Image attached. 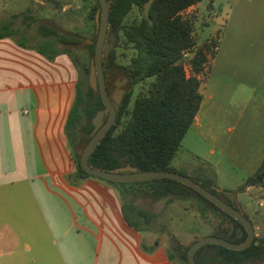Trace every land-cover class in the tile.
<instances>
[{
	"label": "rangeland",
	"instance_id": "obj_1",
	"mask_svg": "<svg viewBox=\"0 0 264 264\" xmlns=\"http://www.w3.org/2000/svg\"><path fill=\"white\" fill-rule=\"evenodd\" d=\"M43 3L42 0H0V23L17 16L14 26L25 34L28 45H36L40 41L37 33L40 24L53 27L61 35L76 38L78 45L57 44L56 48L69 53L84 89L93 66V55L87 46H94L96 40L94 18L98 8L92 20L89 13L97 2L74 0L54 7H44ZM258 4L260 0H201L182 14L193 24L194 50L207 41H217L218 51L210 53L209 61L199 76L202 109L198 125L190 126L171 163L175 173L190 179L213 176L215 191H222L224 199L250 220L254 240L264 237V188L251 186L243 191H238V188L254 175L264 159V19L256 16ZM145 13V10L139 13L134 9L128 20L132 22ZM24 16L32 20H23ZM108 32L109 28L106 36ZM113 35L116 41L109 54L118 42V37ZM130 56L131 52H126L123 57L117 50L114 65L103 59L111 90L118 76L127 80L117 79L120 83L118 90L124 91L123 96L129 90V81L122 68L128 64ZM192 56L193 53L183 58L189 75ZM84 68L89 69V73L84 74ZM139 87H134L133 96ZM80 136L79 133L74 138L71 134V150H82L86 146L87 142ZM152 186L150 183H127L126 190L122 191L123 203L133 221L138 222L128 211L131 204L154 215L148 226L140 224L148 235L146 243H165L167 250L172 251L187 248L205 237L219 236L220 224L225 229L228 227L221 222L218 212L193 194L184 199L156 201L149 196ZM207 253L198 254L197 262L206 264L204 258ZM255 264H264V261Z\"/></svg>",
	"mask_w": 264,
	"mask_h": 264
},
{
	"label": "crops",
	"instance_id": "obj_2",
	"mask_svg": "<svg viewBox=\"0 0 264 264\" xmlns=\"http://www.w3.org/2000/svg\"><path fill=\"white\" fill-rule=\"evenodd\" d=\"M256 16L264 19V0ZM78 79L68 54L48 60L0 39V264H176L165 243H146L125 221L114 186L70 182Z\"/></svg>",
	"mask_w": 264,
	"mask_h": 264
},
{
	"label": "trees",
	"instance_id": "obj_3",
	"mask_svg": "<svg viewBox=\"0 0 264 264\" xmlns=\"http://www.w3.org/2000/svg\"><path fill=\"white\" fill-rule=\"evenodd\" d=\"M45 2V0H42ZM109 7L108 28L117 37L115 49L109 54L106 62L114 65L117 58V50L122 56L131 52L129 62L124 66V76L129 81V90L123 96L116 112L115 122L110 130L101 139L88 158L91 168L111 172L114 169L124 167L126 164L137 168L139 171H165L174 172L171 163L175 158L181 142L190 126L193 124L202 102L200 93L199 76L204 71L210 57L211 46L205 42L194 50L195 43L192 37V22L182 14L190 7L197 5L201 0H106ZM57 6L60 3L56 4ZM98 4L93 6L89 18L92 20ZM136 9L139 13L146 11L145 16L129 22L128 17ZM15 19L0 23V39L10 38L20 47L34 49L48 60H53L58 54L68 52L58 50L56 45H78L79 41L74 37L59 34L49 25L40 24L37 33L40 41L36 45H28L26 36L18 27H15ZM23 20H32L24 16ZM29 26V23H26ZM21 35L20 37H17ZM96 38V37H95ZM91 55L94 54V46H87ZM193 53L190 59L191 75L186 76L183 67V55L185 52ZM70 56V55H69ZM89 69L84 68V74ZM140 86L134 95V87ZM104 110L102 101L97 93L85 83L81 88V78L76 85V96L71 108L66 132L77 136L88 135L93 129L92 119L96 113ZM72 144L73 141H70ZM72 158L75 164V174L71 177L72 184H78L82 179L93 178L114 186L121 198L125 221L137 230H144L141 223L148 226L154 215L151 212L137 209L130 205L128 211L132 213L138 222L133 221L127 212V206L123 203L122 191L127 183H114L86 174L79 164V156L75 148L72 149ZM210 171L206 169L205 171ZM211 171H210V173ZM213 177V176H212ZM209 175L202 176L201 180H194L203 188L209 190L226 204L239 210L228 200L224 199L223 192H216L213 178ZM150 183L149 196L154 200L184 199L193 194L214 211L218 212L223 224H220L218 233L228 234L230 225L233 226L231 238L239 226L231 217L218 211L211 203L199 196L189 188L176 183L161 184L159 181L137 182ZM261 186L264 188V159L260 168L248 177L238 188L243 191L247 187ZM240 211V210H239ZM244 215V214H243ZM247 219L248 217L244 215ZM242 238L235 243H242ZM228 240V239H227ZM176 242L175 239H173ZM187 248H175L167 250V257L176 264H189L186 256ZM143 249L151 252V248ZM202 249V248H201ZM199 249L196 256L201 251ZM206 264H255L264 261V237L257 238L246 249L241 251L228 250L222 246H214L204 258Z\"/></svg>",
	"mask_w": 264,
	"mask_h": 264
},
{
	"label": "water",
	"instance_id": "obj_4",
	"mask_svg": "<svg viewBox=\"0 0 264 264\" xmlns=\"http://www.w3.org/2000/svg\"><path fill=\"white\" fill-rule=\"evenodd\" d=\"M74 0H45L42 4L44 7H54L56 3H69ZM99 8L95 14L96 40L94 43L93 66L90 68L88 76V85L97 93L102 101L104 110H100L93 117L91 123L93 126L92 132L88 135V142L82 149H76V154L79 156V164L82 170L89 176L99 178L101 180L114 183H137L159 181L161 184L168 182L179 183L190 190L196 192L199 196L211 203L218 209L219 212L236 220L239 226L235 230V235L232 240H227L230 237L233 226L230 225L228 234L220 233L217 237H205L192 243L186 251V256L189 264H202L195 260L196 252L201 249L199 255L204 252L211 251L214 246H222L228 250L241 251L248 248L254 240V230L249 219H247L239 210L226 204L223 200L211 193L209 190L203 188L200 184L192 179L179 175L175 172L165 171H148L142 172L137 168L126 164L124 167L114 169L111 172L102 171L91 168L88 165V158L95 147L99 144L101 139L110 130L115 122L116 112L121 103L124 91H120L117 97L109 96L106 90L103 77V59H107L109 50L113 48V43L116 41L115 36L108 30L109 7L106 0H96ZM105 40L108 42L105 44ZM124 81H127L124 79ZM105 113L107 119L104 121ZM246 234V239L242 243H235V240L242 238Z\"/></svg>",
	"mask_w": 264,
	"mask_h": 264
},
{
	"label": "flooded vegetation",
	"instance_id": "obj_5",
	"mask_svg": "<svg viewBox=\"0 0 264 264\" xmlns=\"http://www.w3.org/2000/svg\"><path fill=\"white\" fill-rule=\"evenodd\" d=\"M73 2V1H72ZM58 3V2H57ZM56 3V4H57ZM71 2H69V3H65V4H70ZM60 4H62V3H60ZM108 41L107 40H105V44L107 43ZM95 43V42H94ZM103 77H104V82H105V86H106V90H107V93H108V95L109 96H113V97H117L118 96V94H119V90H118V88H119V86H120V83H119V81L117 80V79H119V78H122L123 80L125 79V78H123L122 76H118V78L113 82V87H114V89L113 90H111L110 89V83H109V80H108V78H107V72H106V70H105V68H104V66H103ZM106 114V113H105ZM106 119H107V117L105 118V116H104V121H106ZM93 130V129H92ZM92 132V131H91ZM90 132V133H91ZM89 135V134H88ZM88 135H86V137H88ZM89 139V138H88ZM226 239H228V240H232L233 238H231V237H226Z\"/></svg>",
	"mask_w": 264,
	"mask_h": 264
},
{
	"label": "built area",
	"instance_id": "obj_6",
	"mask_svg": "<svg viewBox=\"0 0 264 264\" xmlns=\"http://www.w3.org/2000/svg\"><path fill=\"white\" fill-rule=\"evenodd\" d=\"M207 44L211 46V52L212 53H216L218 51V42L217 41H207ZM191 52L190 51H187L184 53L183 55V58L190 55ZM189 66H190V63H189ZM183 67H184V70L186 72V76L189 77L190 75L188 74V72L186 71V65L183 64Z\"/></svg>",
	"mask_w": 264,
	"mask_h": 264
}]
</instances>
